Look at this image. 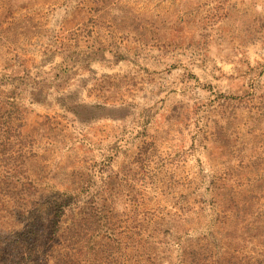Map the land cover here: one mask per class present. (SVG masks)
Wrapping results in <instances>:
<instances>
[{
    "label": "rangeland",
    "instance_id": "374dc122",
    "mask_svg": "<svg viewBox=\"0 0 264 264\" xmlns=\"http://www.w3.org/2000/svg\"><path fill=\"white\" fill-rule=\"evenodd\" d=\"M0 264H264V0H0Z\"/></svg>",
    "mask_w": 264,
    "mask_h": 264
}]
</instances>
